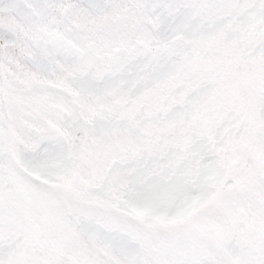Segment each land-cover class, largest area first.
Wrapping results in <instances>:
<instances>
[{
  "label": "snow or ice",
  "instance_id": "snow-or-ice-1",
  "mask_svg": "<svg viewBox=\"0 0 264 264\" xmlns=\"http://www.w3.org/2000/svg\"><path fill=\"white\" fill-rule=\"evenodd\" d=\"M0 264H264V0H0Z\"/></svg>",
  "mask_w": 264,
  "mask_h": 264
}]
</instances>
